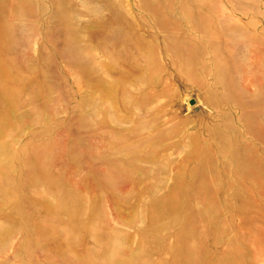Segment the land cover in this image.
I'll use <instances>...</instances> for the list:
<instances>
[{"label": "rangeland", "instance_id": "374dc122", "mask_svg": "<svg viewBox=\"0 0 264 264\" xmlns=\"http://www.w3.org/2000/svg\"><path fill=\"white\" fill-rule=\"evenodd\" d=\"M0 264H264V0H0Z\"/></svg>", "mask_w": 264, "mask_h": 264}]
</instances>
